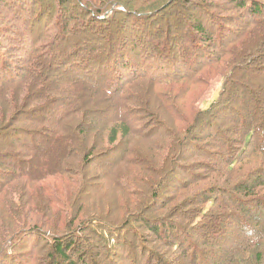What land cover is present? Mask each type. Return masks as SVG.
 I'll list each match as a JSON object with an SVG mask.
<instances>
[{
	"label": "trees",
	"instance_id": "1",
	"mask_svg": "<svg viewBox=\"0 0 264 264\" xmlns=\"http://www.w3.org/2000/svg\"><path fill=\"white\" fill-rule=\"evenodd\" d=\"M114 1L119 2L116 6L123 10H118L119 7L105 10ZM202 1L205 0H187L190 6ZM65 2L80 6L85 4L86 10L90 9L89 18L108 25L114 19L117 22L115 31L120 30L121 33L126 28L123 23L127 19L154 17V11L158 8L154 0L144 1L146 5L137 4L138 0H101L96 5L94 0H0L5 10L3 19H0L5 21L0 27V38L8 34L20 37L23 33L28 34L31 28L40 31L38 37L30 42L28 39L25 41L28 49L21 58L16 55L11 57V54L1 53L2 48L0 50V74L3 76L0 81L6 83L0 95L3 104L0 105V114L6 117L0 115V124H7L20 109L22 114L27 113L29 122L23 135H14L15 138L24 137L18 141L23 152L16 151L14 148L17 145L10 142L8 148L12 152L0 154L2 162H6L7 166L15 163L28 168L44 165L45 170L48 168L50 176H53L50 179L54 183L56 179L64 177L67 171L72 174L75 169L78 172L77 191L72 189V193L78 196L84 192L86 203L91 199V191L93 194L98 192L95 185L98 176H94L92 170L99 159L120 154L119 163L113 167L130 166L136 174V181H131L133 177L126 178V181L132 182L127 181L129 186L126 181L125 185L118 186V179L110 178L107 181L115 184L121 196L126 198L119 211L122 216L118 214L119 217L114 220L102 211L83 221L82 218L77 219L80 210L77 208L74 211L69 194L71 211L65 210L68 226L65 229L70 228L68 233L62 236L56 229L45 232L40 229L41 223L29 225L28 232L33 236L40 235L39 239L44 242L43 259L50 262L57 258L63 264H88L82 254L85 252L90 262L99 259L105 264H119L125 260L121 249H126L130 243L135 256L142 259L147 256L149 264H264V82L254 83L256 75L245 76L246 68L243 70L247 64L255 73H264V18L259 14V6L264 5V2L231 1L242 14L245 7L252 6V18H246L251 19L256 27L251 29L246 44L226 54L228 60L214 57L213 50L210 51L212 53H203L204 65L211 62V59L207 62L209 58L218 59L217 63L224 70L228 68L229 76L221 93L206 109L199 110L197 106L196 110L194 107L192 119L190 116L185 119L179 105L155 91L160 88V81L187 78L189 60L180 61L160 55V59L166 61L163 64L165 67H142L133 56L135 51L138 53L145 47L142 42H130L131 38H126L125 33L118 44L119 40L112 38L110 31L105 29L97 34H89L88 28L93 26L87 21L68 12L66 16L63 14ZM47 8H50L49 12L45 11ZM135 14L144 16L139 18ZM51 18L54 19L51 21ZM194 29L205 36L200 25ZM205 39L211 41L208 36ZM94 42L103 43L98 50L90 48L88 54L83 55L85 44L91 46ZM115 44H118L115 48L111 47ZM154 45L156 47H153L149 58L154 57L157 44ZM246 45L250 48L248 54H240L245 51ZM256 52L258 54L249 59ZM92 57L97 59L93 61L94 67L86 59ZM201 57L195 55V60ZM75 61L78 64L73 65ZM196 65L193 70H196ZM210 72L216 75L220 69L215 67ZM125 80H128L127 85ZM234 97L241 101L244 108L232 107V119L237 123L233 120L226 122L222 116L217 118V110H229L226 98ZM48 114L52 118H48ZM167 121L172 125L176 122L174 126L178 128L168 131V126L160 127L161 122L168 125ZM133 127L138 130H132ZM203 129H214V136L208 141L210 147L198 148L197 152H207L213 162L205 161L207 158H204L198 163L179 167L196 179L184 181L183 192H186L187 187L202 184L191 197L195 204L193 215L184 227L176 220L161 221L145 217L149 212L148 204L156 206L160 202V210L170 206L171 201L166 197L170 189L176 186L175 180H172L175 166L177 162H182L185 148L197 140L194 138L195 132ZM3 130L8 129L5 126ZM168 136L171 139L163 142L162 146L159 143L156 148L155 143L160 141V137ZM139 139L147 141L144 153L137 150L138 147L131 148V144H136ZM4 143L7 146L9 141L5 140ZM122 144L124 149L120 150ZM157 151H160V157ZM127 153L140 156L141 160L133 162L132 156L129 158ZM20 158H24L23 163ZM251 159L250 163L257 165L244 167ZM196 170H199L197 174L194 173ZM17 171L23 173L21 169ZM13 176L15 178L16 175ZM48 189L52 190L48 196L57 193L50 185ZM133 199L138 201L137 204ZM172 201L175 203L177 198ZM59 204L66 208L65 203ZM233 223H237L239 234L245 236V240L228 259L220 254L212 262L209 258L216 246V239ZM97 228L101 229V233ZM199 228L206 229L208 233H199ZM187 230L195 231L196 236L189 232L192 238H181ZM153 237L160 242V254L148 247V244L153 243ZM99 242L104 243L110 251L109 257L106 258L107 251H98L97 248H102ZM164 246L176 252L175 260L166 255ZM155 248H158L156 244Z\"/></svg>",
	"mask_w": 264,
	"mask_h": 264
},
{
	"label": "rangeland",
	"instance_id": "2",
	"mask_svg": "<svg viewBox=\"0 0 264 264\" xmlns=\"http://www.w3.org/2000/svg\"><path fill=\"white\" fill-rule=\"evenodd\" d=\"M100 1L101 0H94V5ZM144 1L146 0H138L137 4L146 5L144 4ZM231 1L232 0H205L204 2L202 1V3L197 2L193 3V6H190L191 3H188L187 0H154V4H157L156 7H158L154 11L155 16H150V18H144L142 20H139L137 17H134L132 20L127 19L123 23L126 25V28L122 33L120 30L117 32L115 31L117 22H114V19L113 22H110L111 24L108 25V23L101 22L100 20L89 18L88 13L90 9L88 8V10H86V7H84L86 6L85 4L80 6V4L76 5L75 3L72 4L65 2L66 5L63 6V14L66 16L68 13H71L73 16L83 19L84 22L87 21L90 26H93L88 28L89 34H97V32H99L101 29H105L110 31L112 38L119 40L118 44L123 39V36H125V33L126 38H131L130 42L136 44L142 42L145 47L140 49L138 53L137 51L133 53L136 61L142 67H165L163 64L166 61L160 59V55L164 58L173 57L180 61L189 60L187 66L189 75L187 78L183 80H159L160 88H156L155 91L160 92V95H162L165 99H169L170 102L174 103L175 105H179L185 119H187L189 116L192 119L195 113L194 107L196 110L197 106L199 110L206 109L209 104L216 99L217 95L221 93L225 80L229 76L228 68L224 70L222 65L217 63L218 59L223 58L222 60H228V57L225 58L226 54L229 53L231 49L236 48L237 50L241 44H246L248 36L252 31L251 29L256 27L252 23V20L249 19L252 18V1H250L251 5H248L244 10H242L244 11L243 14L240 12V10H237L236 4L231 3ZM255 1H259L260 4L264 2V0ZM118 4L119 2L114 1L110 4V6H106L105 10H113L115 7H119L118 10H123L120 8V6H116ZM259 7V14L263 15L262 17L264 18V5H260ZM45 11L49 12L50 8H47ZM4 12L5 10L3 6L0 5V19H3L2 16ZM135 16L140 18V16L144 15L135 14ZM246 16L249 18H246ZM53 19L54 18H51V21ZM62 19L65 21L67 20L63 17ZM99 19H102V17ZM247 19H249V22H247ZM4 22L5 21L0 20V27L4 25ZM197 25H200L203 28L205 36L200 34L197 30L195 31L194 28ZM82 27L83 25L79 26V29ZM7 28L10 29L9 27ZM39 32V30L31 28V31L27 32L29 36L26 33H23L20 37H14V34H8L4 38H0V50L2 48L1 53L4 52L6 55L11 54V57L12 55H16L19 58L23 57V52L28 49L25 41L28 39L30 42V40H33L34 37H38ZM206 36L211 38V41H207L205 39ZM99 37L102 36L99 35ZM201 37L203 39H201ZM144 39L147 40V42ZM103 42H94L91 46L85 44V53L83 55H87L88 49L90 48L98 50V47ZM118 44H115L111 47L115 48ZM154 44H157V48H155L156 50L154 51V57L149 58V55H151L152 51L154 50L153 47H156ZM211 50L215 52V55H213L214 57L219 56L220 58L217 60L209 58L207 59V62L210 59L211 62L204 65L203 59L205 57L203 53H212L210 52ZM249 50V46L246 45L245 51H241L240 54L244 53L247 55ZM257 50L259 49L257 48ZM258 52H256L255 55L250 56L249 59L254 58ZM195 55H202V57L200 60H195ZM81 56L82 54L79 55V57ZM86 59H88L87 62L94 67L93 61H96L97 59L93 57L90 58L91 60L89 58ZM75 64H78V61L73 63V65ZM195 65L196 70H193ZM1 66L2 65H0V69ZM215 67L219 68L220 72L218 74L216 73V75L214 74V76L210 72V69H214ZM243 70L246 72L245 76L251 74L256 75L254 76V83L259 84L264 82L263 71L255 73L252 71L253 69L248 68L247 64L244 66ZM249 70L250 72H248ZM0 78H3L2 74H0ZM125 81V84L127 85L128 80ZM5 87V81H0V95H2V89ZM226 99L228 100L227 106L229 107V110L223 108L217 110L216 117L218 118L219 116H222L226 119V122L228 120H233L232 122L237 123L235 119H232V107H240L244 110L242 106L243 104L240 103L241 101L236 97H234V99ZM1 102L2 98H0V105H3ZM32 105H34V103ZM23 113L26 115L22 114V109H20L18 113L14 114L8 120L7 124H0L2 125L0 127V154L12 152V150L8 148L10 142L17 145L14 148L16 151L23 152L24 149L22 146H20V142L18 141H21V138L23 140L24 137L19 136L18 138H15L14 136L17 133L19 135H23V133L28 128V115L26 112ZM0 115L6 117L3 114ZM47 116L48 118H52L50 114ZM175 123L176 122H174V125ZM167 124L168 125H166L164 122H161L160 127L163 125L168 126V131L178 128L168 121ZM5 126L8 129L7 131L3 130V127ZM132 130L138 129L133 127ZM162 131L164 130L162 129ZM195 135L196 136L194 138L197 140L185 148L182 155V162H177L175 166L176 171L174 172V178H172V180H175L174 185L176 186L170 189L166 197L171 201V204H169L170 206H165L163 210H160V202H157L156 206H153V204H148L147 209H149V212L148 216L145 217L158 218L161 219V221H168L170 219L176 220L178 221L179 225L184 227L185 223L188 222L189 218L193 215L195 204L191 197L194 192L200 189L199 187H201L202 184L198 183L192 185L191 188L187 187L186 192H183L184 188H182V185L184 184V181L187 179L194 181L196 179H193L192 175L186 172L184 168L179 167L180 165L198 163V161L204 158H207L205 161L210 160L213 162V159L208 157L207 152L199 154L197 149L207 146L210 147L208 141L211 140L212 135L214 136V129L198 130L195 132ZM170 139V136L162 137V139L160 137V141L155 143L156 148L158 147L159 143L162 146L163 142H167ZM5 140L9 141L7 146L4 143ZM139 141H141L140 144ZM146 143L147 141L139 139L138 141L136 140V144L135 142L131 144V148L136 149V147H138L137 150H141L144 153V150L146 151L147 148ZM239 147L244 146L240 145ZM11 149H13V147ZM122 149H124L123 144L120 150ZM15 150L14 152L16 153ZM119 155L120 154H111L105 159H99L97 162H95L97 166L95 169L91 170L94 172V176H98V181H95V185L97 186L96 191L98 192L93 194V191H91L92 196L90 201L87 203L86 200L83 199L85 197L83 194L84 192L80 193L78 196H76L74 192L72 193V189L73 191H77L78 172L75 169L72 171V174H70L69 171L65 173L64 177L67 180L61 176L60 178L56 179V183H54L53 180L50 179L53 176H50L48 168L45 170L46 167H43L44 165H40L35 168H28L23 164L12 163L11 166H7L6 162H2L0 158V264H63L57 258H55V260H51L50 262L46 259H43L45 255L43 252L45 250V245L43 246L44 242L39 239L40 235H31L28 232V230H30V227L28 226L41 223L42 227L40 229L45 230V232L56 229V231L62 234V236L65 233H68L70 228H68V230L65 229L67 226L65 210L71 211L68 202L69 194V201L70 204H72L74 211L77 208L80 210L77 219L82 218L81 221H83L85 218H92L94 213L98 211L106 213L107 217H111L113 220L116 219L120 208L125 203L126 198L121 196V193L116 189L117 187L115 184L107 181L111 180L110 178L118 179L120 181L118 186L125 185L127 177H133L131 181H136V174L130 168V166L118 165L113 167L119 163ZM153 155L157 157L155 153H153ZM157 155L160 157V151H157ZM198 155L203 156V158H200ZM127 156L130 158L132 155L127 153ZM131 159L134 162L136 159L141 160V157L132 156ZM252 160L253 159L246 162L244 167L249 168L256 166L257 164L254 162L250 163ZM20 161L23 163L24 158H20ZM39 162H41V160ZM42 163H44L43 160ZM17 169H21L23 173H18ZM134 170L136 171V169ZM198 172L199 170L194 171L195 174ZM8 173L11 176H9ZM13 175H16L15 178ZM127 181L132 184L130 180ZM127 181L126 184L128 185ZM48 185H50L53 190L56 189L57 193H53L52 196H48L52 191L48 189ZM58 190L62 192L59 193ZM91 194H88L87 196ZM173 198H177L175 203L172 201ZM133 201L135 200L133 199ZM135 202L137 204L138 201ZM59 203H62V205L65 203L66 208L64 207V209L60 207ZM62 209H64L63 212L61 211ZM119 215L122 216V213ZM230 227L231 228H229L227 231L221 232L220 236L216 239V246L213 248L209 258L212 260V262L216 261L215 257L219 256L220 254H223L224 257L228 259L231 254H233L234 250L236 248L238 249L245 240V236L239 234L237 223H233V225ZM96 230L101 233L100 228H97ZM205 230L206 229L199 228L197 231L203 234L204 232L208 233V231ZM208 230L210 232V229ZM189 232L196 236L195 231L187 230L185 234L180 237H184L186 239L192 238ZM175 234H178V230L175 231ZM161 242L166 245L165 241L162 240ZM155 244L158 248H155ZM99 245H101L102 248H97L98 251H107L106 258L109 257L110 251L107 249L104 243L99 242ZM148 247L152 252H157L160 254V242L157 238L153 237V243L148 244ZM127 248L124 250L123 248L121 249L123 251L122 256L125 257V260H122V262L119 264H149L146 258L147 256H145L144 259H142L140 256H135L134 251H131L130 243L127 245ZM167 249L166 246L163 247V250L167 251L166 255H169L171 259L175 260L176 252H174L173 249ZM84 253L85 252H82L83 257L85 258V261H88V264H105V262H102L99 259H94L90 262L89 258L84 255Z\"/></svg>",
	"mask_w": 264,
	"mask_h": 264
}]
</instances>
